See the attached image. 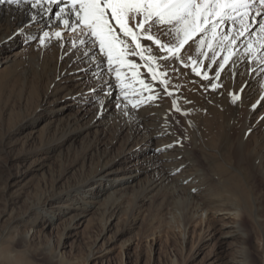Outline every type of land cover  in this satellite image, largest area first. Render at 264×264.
<instances>
[{
    "label": "bare ground",
    "instance_id": "bare-ground-1",
    "mask_svg": "<svg viewBox=\"0 0 264 264\" xmlns=\"http://www.w3.org/2000/svg\"><path fill=\"white\" fill-rule=\"evenodd\" d=\"M61 6H0V118L9 124L0 137V264H88L108 250L110 239L121 247L132 239L145 204L169 214L178 231L181 256L172 264H185L192 223L199 230L190 251L213 243L203 264H256L245 223L253 219L264 240V52L249 59L242 37L221 69L227 49L214 47L213 60V49L205 45L198 53V41H189L181 59L164 60L167 53L142 40L157 57L153 67L165 73L153 80L128 38L126 63L111 66L98 47L80 44L81 29L57 19ZM256 20L252 32L264 16ZM55 153L59 168L46 175V158ZM34 170L42 174L26 197ZM77 170L78 178L67 181ZM139 175L143 180L133 184ZM98 203L89 244L67 255L62 248L70 229ZM113 220L117 227L108 233ZM147 248L152 256V243Z\"/></svg>",
    "mask_w": 264,
    "mask_h": 264
},
{
    "label": "snow or ice",
    "instance_id": "snow-or-ice-1",
    "mask_svg": "<svg viewBox=\"0 0 264 264\" xmlns=\"http://www.w3.org/2000/svg\"><path fill=\"white\" fill-rule=\"evenodd\" d=\"M41 2L42 0H0V6L21 7L31 4L32 8H37ZM47 2L63 4L56 13L57 19L66 27L71 25L73 31L80 28L82 37L79 43L91 44L93 49L98 47L99 53L107 57L110 66L114 60L121 64L126 63L124 57L129 54V44L124 38L130 39L131 44L135 46L131 54L138 55L141 60L146 61L153 80L165 73L158 72L153 67L157 57L150 54L151 47L143 45L142 40L150 41L161 52L167 53L160 57L164 60L181 59V50L185 45L191 47L189 41L193 43L198 41V53L205 45L213 49V60L216 56L214 47L227 49L228 55H225L223 62L220 63L221 69L234 54L232 46L242 37H245L247 43L245 53L249 59L256 58L259 53L264 52V20L259 21V28L255 32L250 31L257 23L256 17L264 15V0H47ZM252 11H255L254 16L250 15ZM32 19H35V16ZM228 22L233 24V28H228L225 32L224 26ZM237 23L240 25L239 29L234 28ZM154 29L155 33L169 37L168 42L158 38ZM20 31L22 29H18V32ZM54 35L60 38L61 32L57 31ZM48 36L49 33L45 32L39 38L41 45L45 44V38ZM194 37L197 39L194 40ZM75 46L74 43L73 47ZM145 53L149 55L146 56ZM195 63L196 61H193V64ZM260 63L264 64V58L260 59ZM193 71H197L196 67H193ZM117 78L119 79V73ZM140 83L143 84V81ZM160 83L166 84L167 81L161 79ZM215 87L216 85H213V88ZM237 99L239 97L234 95L233 101ZM137 106L138 104H133V107ZM8 255L5 253L6 258Z\"/></svg>",
    "mask_w": 264,
    "mask_h": 264
},
{
    "label": "rangeland",
    "instance_id": "rangeland-1",
    "mask_svg": "<svg viewBox=\"0 0 264 264\" xmlns=\"http://www.w3.org/2000/svg\"><path fill=\"white\" fill-rule=\"evenodd\" d=\"M33 29L39 28L34 27ZM43 31L44 30L39 29L37 34L40 35ZM36 40L37 37H35V39L31 41L30 45L32 46L33 44H36ZM200 74L202 76V73ZM208 77L209 76L207 74L203 73V79H206ZM218 80L219 79L216 77L212 82L217 83ZM41 124L42 123L33 128L31 132L32 136L38 135L43 125ZM8 125L9 124L5 116L1 117L0 137L2 136L4 130ZM58 168L59 162L57 153H55L54 155H49V157L46 158V167L43 172H46V175H49L52 170H57ZM29 174L23 188V195L26 197L34 191L33 186L35 182L41 177L42 170H34L32 172H29ZM78 175V170L69 172L67 174V181L72 182L76 180L78 178ZM141 180H143V175H139L138 177H136L132 183L135 184ZM127 191L129 193H132V190L129 188ZM95 205L96 206L94 208L89 209L87 211V214L79 220L81 221V225H79V227L75 226L70 229V233H72L73 235H70L65 239V244L62 248V250L67 253V255H72L73 253L79 254L82 249L84 250L86 244H89L90 242L88 234L92 233L98 228L99 211L96 207L99 205V203ZM170 206L172 212L174 204L171 203ZM142 210L143 213L141 212V214H139V220L134 224L133 228L130 231L132 234V239L124 244L123 247H121V245L119 244L120 240L111 241L110 239L108 250L98 254L97 257L91 259L88 264H172V260L174 258H180L181 253L179 250V239L177 236L178 231H175V226H173L172 222H170L169 214H156L154 208L149 207L147 204L142 207ZM223 215L226 218L227 214ZM122 217H128V215L123 213ZM89 221L91 223L90 226L85 228L86 223ZM57 223L58 226L62 224V219H59ZM116 224L117 223L115 222V220H113L110 226L111 230L108 233L114 231L113 229L117 227ZM245 225L248 232L251 231V238L248 240V246H250V249L253 251L252 259L256 264H264V261H262L261 258V254H264V240L262 232L261 230L259 231L257 223L253 219L247 220ZM49 230L51 229H48V231ZM86 230H89V232H87ZM198 230V224H196L195 226L193 223L188 229V237L185 248L189 252V254L187 256L185 264H203L204 262H206V257L210 255L209 253L213 249V243L210 242L205 246H202L198 249H191L192 251H190L191 241L196 239ZM152 233H154V235H152ZM126 235L127 233H125L123 237H125ZM151 243L154 248L152 256L149 255V250L147 248V246ZM223 245L224 247H231V242L228 237L223 238ZM121 253H124V262L121 260ZM227 253L228 252H226L225 254Z\"/></svg>",
    "mask_w": 264,
    "mask_h": 264
}]
</instances>
